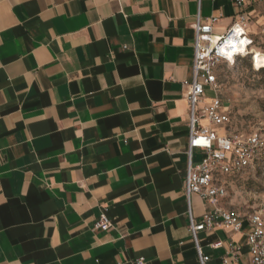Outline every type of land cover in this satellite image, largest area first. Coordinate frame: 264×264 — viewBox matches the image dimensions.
<instances>
[{"label": "crops", "instance_id": "obj_1", "mask_svg": "<svg viewBox=\"0 0 264 264\" xmlns=\"http://www.w3.org/2000/svg\"><path fill=\"white\" fill-rule=\"evenodd\" d=\"M263 11L248 0L251 26ZM238 12L228 0H0V264H197L182 82L197 15H222V35ZM191 208L198 220L209 209L196 194ZM103 212L112 227L93 231ZM247 224L200 233L208 264L250 263Z\"/></svg>", "mask_w": 264, "mask_h": 264}, {"label": "built area", "instance_id": "obj_2", "mask_svg": "<svg viewBox=\"0 0 264 264\" xmlns=\"http://www.w3.org/2000/svg\"><path fill=\"white\" fill-rule=\"evenodd\" d=\"M201 5L202 0H197ZM238 9L237 19L222 35L214 33V27L222 18L197 15L192 25L195 32L192 80L182 82L185 98L189 105L190 133L187 145L188 164L186 169L185 195L189 203V231L197 251V264H208L211 256L204 253L199 235L217 228L234 233L245 231L250 255L249 264H264V210L253 211L245 217L235 209L226 208L223 203L228 198V187L224 177H240L250 169L264 153V136L257 131H230L231 111L222 99V84L218 70L223 63H234L239 58H251L256 70L264 69V53L257 47L251 32V23L246 12L248 0H228ZM257 3L264 0H254ZM258 62L261 67L256 68ZM207 90L214 96H207ZM206 121L207 124H202ZM203 154L199 164L193 163L194 152ZM199 195L208 205V211L198 220L193 216L191 196ZM112 221L103 212L93 225V231L109 230ZM214 249L223 247L222 242L212 245ZM232 252L240 247L231 242ZM140 258L137 264H142ZM224 263H228L224 259Z\"/></svg>", "mask_w": 264, "mask_h": 264}, {"label": "rangeland", "instance_id": "obj_3", "mask_svg": "<svg viewBox=\"0 0 264 264\" xmlns=\"http://www.w3.org/2000/svg\"><path fill=\"white\" fill-rule=\"evenodd\" d=\"M264 14V11H263ZM264 23V21H262ZM258 48L264 52V25L251 26ZM222 99L231 111L230 131L264 136V70H256L249 58L223 63L218 70ZM207 90V96H214ZM229 196L225 206L242 213L264 210V153L240 177H224Z\"/></svg>", "mask_w": 264, "mask_h": 264}, {"label": "trees", "instance_id": "obj_4", "mask_svg": "<svg viewBox=\"0 0 264 264\" xmlns=\"http://www.w3.org/2000/svg\"><path fill=\"white\" fill-rule=\"evenodd\" d=\"M261 51H262V49L261 48H259ZM263 52V51H262ZM264 53V52H263ZM247 58H249V57H247ZM239 59H241V58H239ZM243 59H245V58H243ZM249 60H250V63H251V65H252V61H251V58H249ZM253 66V65H252ZM221 67V66H220ZM261 70H264V69H261ZM260 71V70H259Z\"/></svg>", "mask_w": 264, "mask_h": 264}, {"label": "bare ground", "instance_id": "obj_5", "mask_svg": "<svg viewBox=\"0 0 264 264\" xmlns=\"http://www.w3.org/2000/svg\"><path fill=\"white\" fill-rule=\"evenodd\" d=\"M260 68L261 67V65H260V62H258V64H257V66H256V68Z\"/></svg>", "mask_w": 264, "mask_h": 264}]
</instances>
